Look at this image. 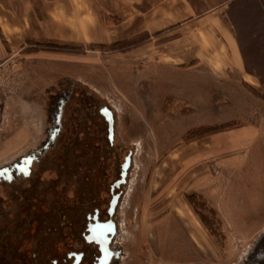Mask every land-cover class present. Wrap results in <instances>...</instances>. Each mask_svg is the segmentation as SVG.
Returning <instances> with one entry per match:
<instances>
[{
    "label": "rangeland",
    "instance_id": "obj_1",
    "mask_svg": "<svg viewBox=\"0 0 264 264\" xmlns=\"http://www.w3.org/2000/svg\"><path fill=\"white\" fill-rule=\"evenodd\" d=\"M24 1L0 0V165L41 141L55 87L78 79L108 98L119 139L135 147L118 264H244L264 235V46L244 47L254 82H227L209 110L203 99L216 95L198 84L183 111L158 94L144 101L136 78L120 88L118 77L107 76L130 44L9 39L39 18L22 12ZM204 117L215 122L200 123ZM249 124L257 125V136L226 151L223 158L232 160L200 156L208 137ZM174 162L186 175L170 177Z\"/></svg>",
    "mask_w": 264,
    "mask_h": 264
},
{
    "label": "flooded vegetation",
    "instance_id": "obj_2",
    "mask_svg": "<svg viewBox=\"0 0 264 264\" xmlns=\"http://www.w3.org/2000/svg\"><path fill=\"white\" fill-rule=\"evenodd\" d=\"M55 88L41 141L0 165V264H118L135 147L97 89ZM249 259H264V235Z\"/></svg>",
    "mask_w": 264,
    "mask_h": 264
},
{
    "label": "crops",
    "instance_id": "obj_3",
    "mask_svg": "<svg viewBox=\"0 0 264 264\" xmlns=\"http://www.w3.org/2000/svg\"><path fill=\"white\" fill-rule=\"evenodd\" d=\"M22 12L39 18L9 39L96 47L130 44L117 52L116 64L107 76L118 77L120 88L136 78L138 92L148 95L144 101H155L150 95L158 94V101L172 100L174 109L183 111L191 105L198 84L216 95L203 99L209 110L215 105L208 102H221L219 88L224 91L227 82H254L244 47L264 46V0H25ZM237 17L240 24L234 21ZM204 118L200 123L215 122ZM256 127L243 125L208 137L200 156L219 161L226 151L248 146L257 136ZM226 160L232 158H223L221 163ZM175 164L170 177L186 175Z\"/></svg>",
    "mask_w": 264,
    "mask_h": 264
},
{
    "label": "water",
    "instance_id": "obj_4",
    "mask_svg": "<svg viewBox=\"0 0 264 264\" xmlns=\"http://www.w3.org/2000/svg\"><path fill=\"white\" fill-rule=\"evenodd\" d=\"M244 264H264V259L261 260L248 259Z\"/></svg>",
    "mask_w": 264,
    "mask_h": 264
},
{
    "label": "trees",
    "instance_id": "obj_5",
    "mask_svg": "<svg viewBox=\"0 0 264 264\" xmlns=\"http://www.w3.org/2000/svg\"><path fill=\"white\" fill-rule=\"evenodd\" d=\"M46 41H48V42L61 43V44H64V45H67V44H70V43L77 44V43H74V42L67 43V42H64V41L62 42V41H58V40H56V41H54V40H46ZM78 45H80V44H78ZM114 45H116V44H114ZM90 46L96 47L94 44H90Z\"/></svg>",
    "mask_w": 264,
    "mask_h": 264
}]
</instances>
